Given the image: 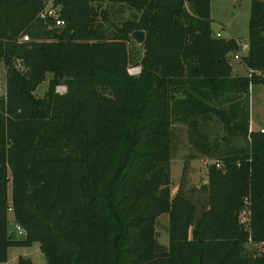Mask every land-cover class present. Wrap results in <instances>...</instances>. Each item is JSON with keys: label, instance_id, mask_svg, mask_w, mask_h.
Listing matches in <instances>:
<instances>
[{"label": "trees", "instance_id": "trees-1", "mask_svg": "<svg viewBox=\"0 0 264 264\" xmlns=\"http://www.w3.org/2000/svg\"><path fill=\"white\" fill-rule=\"evenodd\" d=\"M110 1L135 11L113 35L93 0H54L61 32L39 19L45 0H0V264L35 243L47 264H264V248L246 249L250 237L264 243V132L250 130L244 104L264 86V1L251 4L247 76H233L239 41L215 36L211 0ZM136 31L146 34L140 59L130 50ZM136 65L138 78L127 72ZM212 116L223 142L244 137L249 148L217 155L205 204L187 188L190 157L172 197L173 126L196 133L197 118ZM200 138L196 150L215 155L217 144ZM246 200L252 234L238 219ZM164 214L168 247L154 228ZM15 225L25 235L12 240Z\"/></svg>", "mask_w": 264, "mask_h": 264}, {"label": "rangeland", "instance_id": "rangeland-1", "mask_svg": "<svg viewBox=\"0 0 264 264\" xmlns=\"http://www.w3.org/2000/svg\"><path fill=\"white\" fill-rule=\"evenodd\" d=\"M264 1V0H261ZM253 0H211V18H212V30L215 33L221 32L223 38L229 39L234 38L240 43H246L249 41V20L250 10ZM96 7H101L109 11L110 23H103L109 35H113L116 27L122 26L123 22L127 19L132 18L135 11L130 10L126 5L120 4L119 2H111L110 0H93L92 2ZM41 20V19H40ZM43 21V20H42ZM44 22V21H43ZM46 26L51 29V24L44 22ZM62 31L63 29H56ZM26 34V33H25ZM28 35V34H27ZM29 36V35H28ZM134 44L130 45V50L137 54V58H141L143 55L142 44H138L134 41ZM134 54V55H135ZM231 65L233 67V76H240V73L245 74L247 71L241 61H235L231 59ZM137 69V71H135ZM238 69V73L234 70ZM129 76L138 78L141 75V66L136 65L127 69ZM52 75H47V80L39 86L35 95L37 97H43L49 89V81ZM6 67L5 64L0 61V97L5 95L6 91ZM59 87H65V85H59L56 87V93ZM232 103L238 104L236 94H231ZM226 102V101H224ZM243 102V101H242ZM248 103V105H247ZM250 111V120H252V128L257 131L264 126V86H253L250 90V94L247 99L244 100ZM224 108H228L227 103H224ZM247 108V107H246ZM198 131L194 133L191 124H180L177 123L173 126L174 139L172 149V160H171V177L172 186L171 193L174 197L178 191L179 182L182 176L184 164L186 161L193 157L194 160L191 162L189 168L188 187L195 188L192 190L193 196H195L199 203H207V193L203 186L208 183V172L213 164L219 160V154H224L229 150L240 151L249 148V141L244 137H237L235 139H228L223 142L226 137V131L223 123L215 116L212 117H199L197 118ZM251 130V129H250ZM205 135V143L216 146L215 155L202 154L194 147V142H201L200 135ZM237 149V150H236ZM11 185H9V190ZM194 191V192H193ZM251 206L249 203H245L243 209L240 210L238 219L242 230L252 234V218L250 215ZM245 211V212H243ZM13 218V216H11ZM169 216L164 214L160 215L156 219L155 230L159 234V242L161 245L168 247L170 244V232H169ZM13 226V222L10 223ZM19 238L24 236L17 234ZM264 248V243L254 241L250 237L247 242L246 249L249 252L257 251L260 252ZM9 256V262L7 264H16V259L20 254L28 256L33 264H47L45 254L41 251L39 243H35L32 247L27 248H11Z\"/></svg>", "mask_w": 264, "mask_h": 264}, {"label": "built area", "instance_id": "built-area-1", "mask_svg": "<svg viewBox=\"0 0 264 264\" xmlns=\"http://www.w3.org/2000/svg\"><path fill=\"white\" fill-rule=\"evenodd\" d=\"M235 1V0H233ZM39 19L43 20L46 23L51 24L52 28L55 29H63L66 26L65 20L62 18L61 14V7L56 6L54 3V0H45V6L43 10L39 14ZM217 38H223V34L221 32L216 33L215 35ZM30 38L27 34H23L21 38V42H29ZM239 50L238 52L233 56V59L235 61H241L243 56H245L248 53L249 50V42L246 43H240L238 42ZM20 70L24 71L25 68L22 66V64H18L17 66ZM137 71V69H135ZM6 87V85H5ZM2 86H0V89ZM58 93L65 94L67 92V88L65 87H59L57 90ZM261 132H264V130H261ZM219 166V165H218ZM245 203H248L246 200ZM245 212V211H243ZM15 231L17 234L25 235V230L22 229L20 226L15 225Z\"/></svg>", "mask_w": 264, "mask_h": 264}, {"label": "water", "instance_id": "water-1", "mask_svg": "<svg viewBox=\"0 0 264 264\" xmlns=\"http://www.w3.org/2000/svg\"><path fill=\"white\" fill-rule=\"evenodd\" d=\"M132 39L136 41L138 44H143L145 41L146 34L143 31H136L132 34ZM10 238L12 240L17 239L16 232L14 230L10 231Z\"/></svg>", "mask_w": 264, "mask_h": 264}, {"label": "crops", "instance_id": "crops-1", "mask_svg": "<svg viewBox=\"0 0 264 264\" xmlns=\"http://www.w3.org/2000/svg\"><path fill=\"white\" fill-rule=\"evenodd\" d=\"M236 1H237V0H235V2H236ZM246 70H247V69H246ZM234 71H235L236 73H238L239 70H238V69H235ZM244 73H245V74L240 73V76H247V75H248V71H245ZM250 129H251V131H253V132L255 131V130L252 128V120H250ZM263 129H264V126H263V128H261L260 130H257V131H255V132L261 131V130H263ZM11 220H12V222H13V219H11ZM10 251H11V249L9 250V256H10V253H11ZM20 256L28 257V256H25V255H22V254H20L19 257H20ZM19 257H18V258H19ZM18 258L16 259V264L18 263ZM29 259H30V258H29ZM8 262H9V260H8ZM6 264H7V263H6Z\"/></svg>", "mask_w": 264, "mask_h": 264}]
</instances>
